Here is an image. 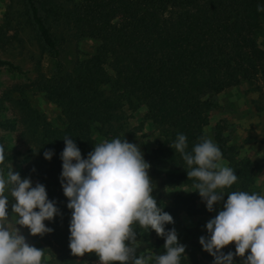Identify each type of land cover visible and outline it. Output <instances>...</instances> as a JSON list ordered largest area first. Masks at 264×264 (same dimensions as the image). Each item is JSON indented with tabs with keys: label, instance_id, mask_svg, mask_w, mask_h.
Returning a JSON list of instances; mask_svg holds the SVG:
<instances>
[{
	"label": "trees",
	"instance_id": "obj_1",
	"mask_svg": "<svg viewBox=\"0 0 264 264\" xmlns=\"http://www.w3.org/2000/svg\"><path fill=\"white\" fill-rule=\"evenodd\" d=\"M9 1L5 29L11 28L15 15L25 18L41 49L54 60L49 74L40 73L31 86L14 89L18 93L14 103L24 114L26 131L36 145L25 157L28 164L36 159L26 173L45 186L48 199L61 213L44 222L53 232L40 236L43 243L37 241L34 247L44 250L41 264H86L69 247L72 210L61 184L63 139L72 138L83 159L101 143L94 137L109 142L126 139L137 145L151 165L148 175L158 207L165 204L167 188L195 191L192 185L197 181L189 180L185 161L169 144L184 134L186 151L191 152L201 137L206 138L215 97L241 84L252 85L264 72V48L257 41L264 26V12H258L257 6L264 5V0ZM2 33L0 28V37ZM86 40L97 43L94 53L83 58L76 54L64 65L67 49ZM0 66L19 70L7 61L0 60ZM31 89L57 107V124L30 105L26 91ZM140 108L163 139L150 152L138 129L129 123L130 113ZM12 123L0 122V128H10ZM214 144L238 177L234 185L223 189L225 197L233 191L253 194L250 161L239 158L219 133ZM49 150L54 153L51 160L44 158ZM20 155H3L0 166ZM192 191L176 196L175 206L189 215H204L206 204ZM132 228L147 241L154 235V230L138 223ZM164 244L162 237L156 241V254L165 251ZM84 256L98 257L95 253Z\"/></svg>",
	"mask_w": 264,
	"mask_h": 264
},
{
	"label": "clouds",
	"instance_id": "obj_2",
	"mask_svg": "<svg viewBox=\"0 0 264 264\" xmlns=\"http://www.w3.org/2000/svg\"><path fill=\"white\" fill-rule=\"evenodd\" d=\"M257 11L264 12V5H258ZM63 140L61 184L69 201L67 207L72 210V254L83 257L95 253L99 264H149L153 259L155 264H180L186 246L178 242L174 228L165 231V225L174 220L152 196L153 184L148 175L151 165L139 147L116 138L96 144L83 159L72 138L66 136ZM169 146L181 154L189 180L197 181L192 192H198L207 210L213 212L214 206L224 201L225 194L218 190L230 188L238 179L234 170L222 163L219 147L201 137L187 152L184 134H178ZM53 154L45 151L44 158L51 160ZM9 186L14 200L12 212L17 217L14 223L8 220L5 190ZM227 197L223 210L207 222L209 237H200V244L214 257V264H234L236 256L243 258L242 264H264V196L233 191ZM60 214L55 202L48 199L44 185L33 187L30 178L21 179L12 168L6 176L0 170V264H41L44 250L30 246L20 229H29L32 236L50 234L53 229L44 222ZM136 223L165 239L164 254L137 257L139 244L132 228ZM233 243L235 253L224 254L222 250Z\"/></svg>",
	"mask_w": 264,
	"mask_h": 264
},
{
	"label": "rangeland",
	"instance_id": "obj_3",
	"mask_svg": "<svg viewBox=\"0 0 264 264\" xmlns=\"http://www.w3.org/2000/svg\"><path fill=\"white\" fill-rule=\"evenodd\" d=\"M11 3L9 0H0V28L3 29L0 37V60L14 64L19 70H11L8 67L0 66V122L6 120L13 122L10 124V128H0V147L3 148V155H14L16 153L21 155L13 163L1 165L0 170H3L6 176L9 169L12 168L15 173L20 174L21 179L30 178L32 186L35 187L37 183L35 178L27 175L26 171L28 165L34 163L36 159L34 158L31 164H28L25 162V157L28 155L29 150L36 149V145L26 131L23 123L24 114L21 113L20 107L14 103V100L18 98V93L14 89L27 85L31 86L40 73L49 74L53 69L54 60L41 49L32 30L25 24V18L19 20L15 15L11 28L5 29V16ZM16 9L20 10L21 7L16 6ZM18 20L20 26L15 24ZM257 41L259 47L264 48V26L257 35ZM96 46L95 41H82L77 47L67 49L69 51L63 55L62 63L66 66L69 65L76 54L81 58L90 56L94 53ZM26 95L34 109L43 113L52 123H58L59 113L57 107L48 101L43 94L31 89L26 91ZM130 114L132 117L129 119V123L132 127L138 129L137 135L148 152L156 149L157 143H163L159 133L151 122L146 119V111L143 108ZM217 133H219V138L222 141L235 148L239 158L250 161L249 174L254 183L253 191H255V194L264 196V72L258 75L252 85L241 84L229 88L215 97L214 109L209 114V125L205 128V135L214 143ZM94 138L101 143L104 142L102 139ZM222 163L228 166L227 161L223 158ZM191 191L192 189L188 187L166 189L165 204L162 208L174 220V223L166 226L168 231L173 228L176 230L178 241L181 238L187 239L186 243H180L186 246L185 254L180 257V264H214V257L204 251L203 246L200 244V237H209L206 224L223 210V202H226L227 198L224 195V201L216 204L213 212L208 211L204 215H189L186 211L175 206L174 199L178 195L187 196ZM219 191H223V189ZM5 196L9 200L8 220L14 223L17 217L12 212L14 200L10 194V186L6 188ZM196 205L198 207V204ZM20 231L30 246H34L37 241L40 244L43 243V240L39 239L40 236H32L29 229L21 228ZM160 238L155 231L149 241L136 235V241L139 244V248L136 250L137 257L141 254L145 256L164 254L166 249L159 254L155 252V243ZM128 243L131 246V241ZM222 251L224 254L235 253L236 246L233 243ZM50 259L51 257L47 256V260ZM81 259L86 264H99V257L93 259L83 256ZM242 259L236 256L234 264H242ZM149 264H155V260L149 261Z\"/></svg>",
	"mask_w": 264,
	"mask_h": 264
}]
</instances>
